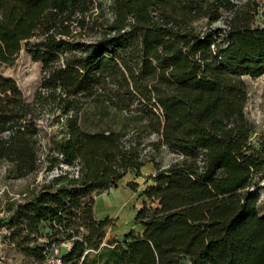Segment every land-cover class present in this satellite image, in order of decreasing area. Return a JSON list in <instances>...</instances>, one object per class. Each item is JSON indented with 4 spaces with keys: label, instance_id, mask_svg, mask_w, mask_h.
I'll return each instance as SVG.
<instances>
[{
    "label": "trees",
    "instance_id": "trees-1",
    "mask_svg": "<svg viewBox=\"0 0 264 264\" xmlns=\"http://www.w3.org/2000/svg\"><path fill=\"white\" fill-rule=\"evenodd\" d=\"M108 7L110 19L102 0H0V64L24 44L42 71L30 101L0 72V162L16 178L61 163L78 172L63 170L10 199L0 243L30 264H45L64 240V264H121L117 240L103 242L110 220L96 218L95 195L128 172L141 176L151 161L156 170L141 191L149 202L133 220L157 264H264V143L252 144L244 111V77L264 74L256 7L250 0ZM45 114L62 126L60 136L40 121ZM146 145L180 158L161 167L145 157ZM127 185L135 190L137 182Z\"/></svg>",
    "mask_w": 264,
    "mask_h": 264
},
{
    "label": "rangeland",
    "instance_id": "rangeland-1",
    "mask_svg": "<svg viewBox=\"0 0 264 264\" xmlns=\"http://www.w3.org/2000/svg\"><path fill=\"white\" fill-rule=\"evenodd\" d=\"M243 1L245 0H240V2ZM250 1H252L256 7V24L260 26L264 25V0ZM108 6L109 0H102L104 16L110 19L111 12ZM93 10L96 11V8H93ZM201 23V21L198 22V24ZM219 24H221V21H217L213 25ZM38 40L39 36H34L30 39V42H37ZM0 72L4 75L11 76L17 82L25 99L28 101L32 99L42 78L41 63L33 60L28 51V47L24 44L13 62L0 64ZM244 78L247 84V102L244 111L248 120L253 124V130L250 133V140L254 146H258L260 143H264V74L255 78L249 76H245ZM50 120L51 115L45 114L40 121L45 124L44 126L47 130H55V135L60 136L63 130L62 126L59 123L53 125L49 122ZM60 121L63 122L64 117L63 119H60ZM45 127H41V144L44 143L42 135ZM155 138V135L152 134L144 137L143 141L147 142L148 140ZM144 152L146 158L154 157V160L157 161L160 166H166L180 158V156L164 145H161L157 152L154 151L151 146L146 145ZM59 166V168H54L51 171H46L44 168H41L37 172H33L26 177L16 178L11 175L10 171H8L7 165L4 162H0V219L5 216L6 211L4 206L10 199H21L22 193L29 194L32 188H37L43 181L50 179L56 173L63 170L73 171L75 169L65 163H61ZM131 180L137 182L135 190H132L131 187L127 185L128 181ZM146 184H148V181L145 180V176L135 177L134 172H128L124 179L119 181L116 186V188H123L122 190L125 191L126 197L130 201V207L127 209V212H134L132 216H130L129 212H125L127 213L125 217L113 215L119 212V210L121 211L124 203L121 198L117 203H111L113 208H111L109 204L103 202L102 195L108 193L110 190L111 193L115 195L113 198L115 201L116 194H119L118 192L120 191L113 190L115 187H110L109 189L95 195L94 213L96 218L103 219L108 217L110 220L105 226L106 234L103 242H106L111 238L117 240V245L121 252V264H157L155 252L153 251L151 244L139 237V225L133 220L136 210L142 205V202L145 199V197L141 195V191ZM258 184L260 187L258 207L260 212L264 213V177L260 178ZM145 200L149 202V200ZM124 222L127 223L129 228L121 232L120 228L123 226ZM48 230V223H41L40 231L45 232ZM40 237H44V235ZM0 264L30 263L19 253L14 245L8 242H2L0 243Z\"/></svg>",
    "mask_w": 264,
    "mask_h": 264
},
{
    "label": "crops",
    "instance_id": "crops-1",
    "mask_svg": "<svg viewBox=\"0 0 264 264\" xmlns=\"http://www.w3.org/2000/svg\"><path fill=\"white\" fill-rule=\"evenodd\" d=\"M161 167H163V166H161ZM155 167H154V164L152 163V162H146L141 168H140V171H141V173H142V175L141 176H147V175H149V174H153L154 172H155ZM127 175V174H126ZM125 175V176H126ZM124 176V177H125ZM124 177L122 178V179H124ZM121 179V180H122ZM120 180V181H121ZM123 188H113V190H120L118 193L119 194H116V198H115V201H114V194H112L111 193V190L110 191H108V193H104L103 195H102V197H103V202L105 203V204H109V206H111V208H113V206H112V204H113V202H118L119 201V199L121 198V200H122V202H124L123 203V206H122V208H121V211L119 210V212H117L116 214H113V215H115V216H121V217H125V215L129 212L130 213V216H132L133 214H134V212H132V211H128L127 212V209L130 207V201L128 200V198L126 197V193H125V191L124 190H122ZM109 197V198H108ZM109 201V202H108ZM112 203V204H111ZM125 204V205H124ZM125 212H127V213H125ZM111 213V212H110ZM99 215V214H98ZM100 216V215H99ZM129 227H128V225H127V223H125L124 222V224H123V226L120 228V231L121 232H123V231H125V230H127Z\"/></svg>",
    "mask_w": 264,
    "mask_h": 264
},
{
    "label": "built area",
    "instance_id": "built-area-1",
    "mask_svg": "<svg viewBox=\"0 0 264 264\" xmlns=\"http://www.w3.org/2000/svg\"><path fill=\"white\" fill-rule=\"evenodd\" d=\"M74 176H77L78 172L74 169V172H71ZM58 174V173H56ZM55 174V175H56ZM21 195H24L22 193ZM8 229L5 226L0 228V234L7 233ZM70 247V241L64 240L58 244H53L50 252L47 254L45 259V264H64L61 258V254Z\"/></svg>",
    "mask_w": 264,
    "mask_h": 264
},
{
    "label": "bare ground",
    "instance_id": "bare-ground-1",
    "mask_svg": "<svg viewBox=\"0 0 264 264\" xmlns=\"http://www.w3.org/2000/svg\"><path fill=\"white\" fill-rule=\"evenodd\" d=\"M113 193H115V192H113ZM109 202V201H108ZM121 207V206H120ZM120 209V208H119Z\"/></svg>",
    "mask_w": 264,
    "mask_h": 264
}]
</instances>
